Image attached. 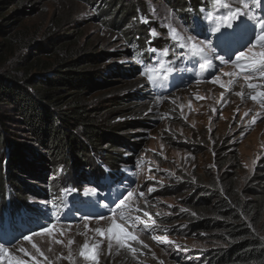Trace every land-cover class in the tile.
Wrapping results in <instances>:
<instances>
[{
	"label": "rangeland",
	"instance_id": "rangeland-1",
	"mask_svg": "<svg viewBox=\"0 0 264 264\" xmlns=\"http://www.w3.org/2000/svg\"><path fill=\"white\" fill-rule=\"evenodd\" d=\"M134 2L143 6L145 12L140 10V18L149 21L144 24H149V32L156 30V38L169 39V23L183 33L192 34L190 27L183 24L161 0ZM103 5L104 0H10L3 17L15 13L17 19L13 26L6 27V33L0 34V41L16 35V49L7 68L15 67L18 57H27L31 62L36 58L50 62L55 55L79 59L93 54L96 61L90 66L103 69L102 75L84 90L83 100L94 125L103 132H111L108 133L111 138L124 136L123 139L130 143L131 147L120 149L127 160L116 174L121 179L119 184L123 193L135 190L129 203L142 211L131 215H140L143 220H148L143 216L147 211L152 217L148 220L152 226L143 230V225H138L135 231L143 244L132 242L137 249L135 253L114 245L109 254L105 240L101 245L99 264H206L207 254L225 244L217 236L223 231L221 227L201 226L206 211L201 210L196 201L210 190L233 195L240 203L259 200L256 217L246 219L251 221L250 226L255 233L264 239V112L252 100H241L235 95L241 91L243 81L239 80L229 92L211 83L209 74L205 79H196L194 73L200 75L202 72L199 63L189 67L191 65L185 64L180 55H172L173 58L163 59L166 66L174 69L168 76L173 82V90L157 95L151 91L152 83L146 77L124 73L138 63L126 53L127 45L119 29L107 26L106 20L111 21L112 18L96 12L95 9ZM156 57L157 60L160 58L158 50ZM157 60L153 67L157 66ZM213 64L212 69L205 71L219 75L227 83L229 77L223 73L234 70L231 64L221 65L219 61ZM116 67L123 73L121 77L111 75ZM109 70L112 71L107 74ZM36 74L32 72V76ZM115 98L125 100L126 104L117 105ZM0 110L7 116H13L9 106ZM245 112L250 114L244 117ZM257 113L261 118L249 127ZM19 126L14 121L8 122V133L30 146L29 135ZM105 142L106 139L91 155L99 170H102L105 153L110 150ZM39 153L42 152L36 151V157L28 159V173H20L22 185L33 187L24 193L23 206L41 209V202L55 199L59 203L60 189L72 188L78 178L79 184L84 185L77 190L81 194L84 188L93 187L83 184L86 181L80 179L86 172L83 169L71 171L65 179L63 173L55 174L45 162H40ZM7 155L3 151L2 166L7 163ZM2 172L3 167L0 174ZM29 172L37 173L43 179L37 181ZM149 187L155 191L148 193ZM39 190L46 193V201L36 193ZM53 190L56 192L52 193ZM141 191L143 197L139 195ZM260 193L261 196L254 197ZM86 198L95 202L97 212L107 219L89 220L88 229L84 227L85 215H77L73 220H56L57 228L64 230L63 236L57 232L52 239L46 235L34 237V242L53 264H69L63 259L56 260L57 256L67 255L68 248L64 245L68 239L74 240L71 247L77 256V264H85L78 257L79 247L86 239L90 243L99 239L94 232L96 227L106 229L111 224L112 213L103 207L105 202L98 191L95 196ZM32 213L27 216L25 226L36 231ZM59 214L62 216L61 212ZM116 219L123 223L119 213H116ZM128 230L133 231L130 227ZM25 234L28 233L24 230L12 245L7 246L10 251L19 255L17 250L25 247L35 254L31 245L22 240ZM153 236L167 237L174 243H158ZM55 239H62L64 245L53 243Z\"/></svg>",
	"mask_w": 264,
	"mask_h": 264
},
{
	"label": "trees",
	"instance_id": "trees-1",
	"mask_svg": "<svg viewBox=\"0 0 264 264\" xmlns=\"http://www.w3.org/2000/svg\"><path fill=\"white\" fill-rule=\"evenodd\" d=\"M9 1L0 0V34L6 33V27L13 26L17 19L15 13L3 17ZM161 1L188 27L192 25L193 16L200 15V9L207 3V0ZM95 10L105 17L112 18L111 21L106 20L107 26L119 29V34L127 45L126 53L138 63L128 72H124L125 74L147 78V75L142 73L153 67L157 60L156 54L148 50L149 47L160 51L171 46L175 54L170 52L166 58L172 55H180L181 58L182 50L169 39L150 36L149 24L142 23L140 18L142 15L140 10L144 11L143 6L133 3V0H104V5ZM202 22L206 24V21ZM15 39L16 35L0 41V109L9 106L13 112V116H7L0 110V170L3 167V172L0 174V224L4 214L15 217L22 211L27 217L32 213L25 211L28 208L23 206L22 202L26 190L33 187L22 185L20 173H23L21 171L28 173V159L35 158L36 151L42 152L39 153L38 159L40 162H45L50 171L57 174L62 168L64 178L67 179L71 171L83 169L86 171L80 177L86 181L83 184L94 186L88 181L103 176L105 171L115 182L120 183L121 179L116 172L127 160L123 158L124 151L120 149L131 147L130 143L123 139L124 136L111 138L108 134L111 132H103L91 122V115L88 114L90 110L83 100L84 90L103 73L102 68L94 69L90 66L96 61L93 54H86L79 59H73L70 55H55L50 62L40 58L31 62L27 57H18L14 63L15 67L7 68L16 49ZM186 55L181 59L185 61ZM104 56L107 57L109 54ZM150 58L151 63L145 64L144 61ZM32 72H36L37 76H32ZM111 73L114 76L123 75L119 67ZM165 89L164 85L157 88L152 83L151 91L157 95L168 93L169 91L166 92ZM115 101L117 105L126 104L125 100L120 98H115ZM10 121L19 123V128L25 129L30 137V146L21 142V138L15 139L8 133L7 123ZM105 139L110 150L103 158V172L95 167L91 155L101 147ZM3 151L8 154L4 166L1 163ZM43 170H46V167ZM31 175L37 181L43 179L37 173ZM122 181L126 182V180ZM79 183L78 178L72 187L78 190L79 187L84 186ZM36 193L44 197L43 200L48 199L44 190ZM261 195L260 193L254 197ZM258 201L240 203L235 196L221 194L217 190H210L209 193L200 195L196 202L201 210L206 211L201 219V226L221 227L223 231L217 236L225 243L223 247L207 254L206 264H264V239L255 233L250 226L251 221L246 219V217H256L255 214L260 206Z\"/></svg>",
	"mask_w": 264,
	"mask_h": 264
},
{
	"label": "snow or ice",
	"instance_id": "snow-or-ice-1",
	"mask_svg": "<svg viewBox=\"0 0 264 264\" xmlns=\"http://www.w3.org/2000/svg\"><path fill=\"white\" fill-rule=\"evenodd\" d=\"M261 5H264V0H207L205 7L200 9V15L192 18L193 22L189 29L192 34L179 31L172 23H169L167 27L169 29V39L175 46L184 50L181 53V58L185 54L190 55L193 58V63H199L200 70L212 69L214 61H219L221 65L231 64L234 70L223 73L224 76L229 77L227 83L219 75H212V73H209L212 76L210 82L230 92L232 86L242 80L241 91L236 92L235 95L240 97L241 100H252L264 112V9L260 10L261 14L259 16L254 11V9L260 8ZM202 21L207 23L205 24ZM141 22L148 23L149 21L141 18ZM149 34L152 38L158 36L155 29L150 30ZM148 44L151 45V40L148 41ZM148 50L154 55L157 52L156 49L151 47ZM170 52H172L171 46L160 50L157 66L149 67L147 72L142 73V75H147L149 83L155 84L159 80L168 79L169 74L174 69L166 66L163 57H168ZM172 54H175V52H172ZM144 63L150 64L151 58L144 61ZM221 96L223 97V93ZM197 99H201V97H197ZM215 111L213 109V112ZM249 114V112H245L244 117ZM259 118H261L260 113L254 115L249 127L256 123ZM60 172L63 173L62 168ZM108 179L109 177L101 176L88 181L89 184H94V186L84 188V196H95L100 187L106 186L105 182ZM154 191L155 188H148V193ZM73 192H77V188L62 187L59 203L53 199L48 202H41L43 203L41 209H26V212L34 213L33 225L37 230L26 229L25 231L28 234L22 235V240L31 245V248L35 250V254L29 251L28 248L20 247L17 250L18 255L5 246L11 243V240L4 239L0 242V264H53V261L34 242V237L46 235L52 239L57 232L61 236L64 235V230L58 229L55 221L70 219L68 216H60L59 212L63 197ZM134 194L135 190L127 191L126 194L120 193L119 196L122 198H119L118 202L115 200L109 202L114 204V207H110L109 204L103 205L112 213L111 224L106 229L96 227L94 232L99 239L91 243L86 239L79 247L78 257L85 261V264H99L102 251L101 245L105 240L107 241L109 254H111L114 245L118 249H126L135 253L137 249L133 247L132 242L143 244L135 230L141 224L143 230H148L152 226L148 223V220H152V217L147 211L143 212V216L147 217L148 220H143L140 215H131L133 212L139 213L142 211L138 207L133 208L129 203ZM139 195L143 197L144 193L141 191ZM83 203L94 205L95 202L85 201ZM49 206L55 211H51ZM79 210L77 208V211ZM116 213H119V219L123 223L117 222ZM93 218L97 221L107 219L98 212H90L83 217L85 229L89 227L87 222ZM154 223L153 220L152 224ZM129 227L133 231H129ZM153 239L158 243H174L169 241L167 237L153 236ZM53 243L64 245L62 239H55ZM73 244L74 240L68 239L67 245H64L68 248L67 255L57 256L56 260L63 259L68 261L69 264H77V256L74 255L71 247ZM144 247H147V245H144ZM48 251L51 252L52 249L49 248Z\"/></svg>",
	"mask_w": 264,
	"mask_h": 264
}]
</instances>
